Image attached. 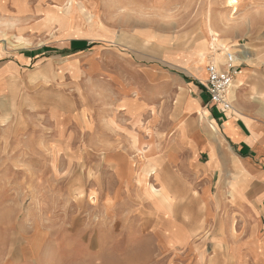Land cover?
I'll return each mask as SVG.
<instances>
[{
    "label": "rangeland",
    "instance_id": "rangeland-1",
    "mask_svg": "<svg viewBox=\"0 0 264 264\" xmlns=\"http://www.w3.org/2000/svg\"><path fill=\"white\" fill-rule=\"evenodd\" d=\"M78 1L0 11V67L13 69L0 82V264H233L247 224L225 194L203 200L179 124L196 123L181 109L204 65L225 69L230 51L238 76L264 66V0H189L167 25L140 10L130 26L95 25Z\"/></svg>",
    "mask_w": 264,
    "mask_h": 264
},
{
    "label": "crops",
    "instance_id": "crops-1",
    "mask_svg": "<svg viewBox=\"0 0 264 264\" xmlns=\"http://www.w3.org/2000/svg\"><path fill=\"white\" fill-rule=\"evenodd\" d=\"M188 2L189 0L78 1L81 3L79 7L85 8L88 15L93 16L95 25L100 26L134 25L133 21L141 17L140 10H151L156 12L155 15H163L164 22H155L154 25H167L172 20L173 10L186 12ZM10 6L17 10L13 0H0V11H9ZM26 9L27 0L23 11ZM228 55L232 59L235 57L232 52L227 51L226 60ZM27 58L25 55L20 56L23 61ZM233 65L238 67L237 64ZM205 66L201 77L204 80L207 78ZM10 70L13 71L9 67H0V82L3 81V84L11 73ZM242 70V74L233 79L239 77L242 84L234 90L233 99L228 95L231 108L227 111L209 106L202 84L192 82V95H186L181 110L185 115H196V123L190 121L189 124H179V140L181 147L189 155L193 171L201 179L205 177L206 181L200 187L203 200L213 204L216 202L211 193L213 189L215 197L225 194L228 216L243 219L247 224L243 228L244 241L227 246V251L233 257V264H264V66H245L239 71ZM200 116L207 120H201ZM209 121L218 129L216 136L210 133L207 125ZM223 142L227 146L223 147ZM201 155L206 156L205 161L199 160Z\"/></svg>",
    "mask_w": 264,
    "mask_h": 264
},
{
    "label": "built area",
    "instance_id": "built-area-1",
    "mask_svg": "<svg viewBox=\"0 0 264 264\" xmlns=\"http://www.w3.org/2000/svg\"><path fill=\"white\" fill-rule=\"evenodd\" d=\"M227 57L228 61L225 69L218 68L215 64H207L205 66L207 78L202 82L207 94V104L226 111L231 108L228 101V92L237 74L231 55Z\"/></svg>",
    "mask_w": 264,
    "mask_h": 264
},
{
    "label": "bare ground",
    "instance_id": "bare-ground-1",
    "mask_svg": "<svg viewBox=\"0 0 264 264\" xmlns=\"http://www.w3.org/2000/svg\"><path fill=\"white\" fill-rule=\"evenodd\" d=\"M226 2H227V5L229 6H235V4L237 3V0H226ZM13 22H14V20H13ZM206 34V33H205ZM204 34V35H205ZM202 37H199V39H201ZM207 41V43H208V40H206ZM209 41H211V39L209 38ZM211 43H213V44H217V42H216V40L213 38L212 39V42ZM199 52H200V54H201V56L199 57V58H201L202 59V62L201 63H204L205 61H206V55L204 54V52L206 51V50H204V48H203V46H201V49L200 50H198ZM197 51V52H198ZM238 81V84L236 85H231V87H230V90H229V92H228V95H229V93H230V95H231V97L233 96V92H234V90L237 88V87H239L240 86V79H238L237 80ZM231 91V92H230ZM208 125H209V127H210V131H212V134H214V135H217L218 134V129H217V127L215 126V125H213L212 123H210V121H209V123H208Z\"/></svg>",
    "mask_w": 264,
    "mask_h": 264
}]
</instances>
